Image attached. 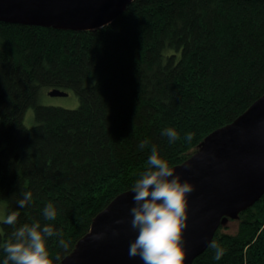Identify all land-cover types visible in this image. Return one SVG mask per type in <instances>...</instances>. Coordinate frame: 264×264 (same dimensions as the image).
<instances>
[{
	"label": "trees",
	"instance_id": "trees-1",
	"mask_svg": "<svg viewBox=\"0 0 264 264\" xmlns=\"http://www.w3.org/2000/svg\"><path fill=\"white\" fill-rule=\"evenodd\" d=\"M55 89L74 92L79 107L42 105V92ZM263 95L264 0H134L93 31L0 22V201L6 215L20 213L15 225L2 223L0 245L24 224L51 225L61 236L47 238L48 250L60 264L132 190L153 145L179 166ZM168 127L175 143L162 134ZM49 201L53 221L43 216ZM213 240L221 259L208 247L192 264H264V195ZM5 257L0 247V264Z\"/></svg>",
	"mask_w": 264,
	"mask_h": 264
},
{
	"label": "water",
	"instance_id": "water-1",
	"mask_svg": "<svg viewBox=\"0 0 264 264\" xmlns=\"http://www.w3.org/2000/svg\"><path fill=\"white\" fill-rule=\"evenodd\" d=\"M133 1L0 0V22L93 31L112 23ZM68 95L57 89L49 92L52 97ZM172 169L182 182L193 186L183 233L184 264H192L209 247L221 224L264 195V95L234 122L208 135L188 160ZM132 196V190L117 196L60 264H143L128 254L130 242L138 235L130 224ZM118 220L123 223L117 224ZM97 234L103 238L94 240Z\"/></svg>",
	"mask_w": 264,
	"mask_h": 264
},
{
	"label": "clouds",
	"instance_id": "clouds-1",
	"mask_svg": "<svg viewBox=\"0 0 264 264\" xmlns=\"http://www.w3.org/2000/svg\"><path fill=\"white\" fill-rule=\"evenodd\" d=\"M162 134L169 143L180 139L179 133L172 127L165 128ZM194 135L186 133L184 139L191 142ZM147 144V140L142 141L139 148L143 149ZM192 192L193 186L188 181H181L180 175L174 173L153 145L145 170L132 186L134 206L130 209V224L138 235L130 242V258L139 257L143 264H184L186 249L183 233L188 226V195ZM22 195L23 199L18 201L19 208H25L33 198L30 191ZM19 215V211H13L3 218L2 223L13 226ZM43 216L47 221L56 219L57 210L52 202L49 201L43 208ZM53 236L59 237L61 233L51 225L41 227L38 222L14 229L11 237L0 245L6 253L3 264H53L47 245V238ZM102 238L103 234L93 237L94 240ZM59 244L67 248L63 239ZM209 247L215 251L216 260L225 254V249L216 240L210 241Z\"/></svg>",
	"mask_w": 264,
	"mask_h": 264
},
{
	"label": "rangeland",
	"instance_id": "rangeland-1",
	"mask_svg": "<svg viewBox=\"0 0 264 264\" xmlns=\"http://www.w3.org/2000/svg\"><path fill=\"white\" fill-rule=\"evenodd\" d=\"M40 103L46 106H56L66 109H76L80 105L78 96L72 91L69 92L68 96L60 97L49 96V94L44 91L40 96ZM24 123L28 127H32L36 124L33 108L27 110L24 117ZM195 151L196 149L193 150L192 153ZM4 217H6V203L0 201V231L2 230V220ZM232 228H234V226H231V231H233Z\"/></svg>",
	"mask_w": 264,
	"mask_h": 264
}]
</instances>
